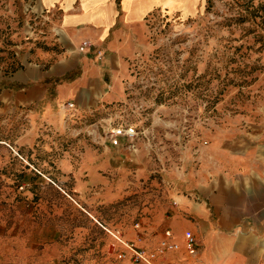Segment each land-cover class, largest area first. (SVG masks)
Here are the masks:
<instances>
[{
	"label": "rangeland",
	"instance_id": "1",
	"mask_svg": "<svg viewBox=\"0 0 264 264\" xmlns=\"http://www.w3.org/2000/svg\"><path fill=\"white\" fill-rule=\"evenodd\" d=\"M5 3L0 0V76L15 61L12 46L19 43L22 25L16 1L8 7ZM124 84V99L107 109L98 137L128 156L141 148L151 155L155 146L161 152L169 144L178 159L174 146L190 136L244 125L246 117L258 113L264 116V0H201L189 16L159 13L150 25L149 48L130 61ZM3 118L0 264H147L130 258L113 236L116 231L141 246L154 263L174 264L169 252L157 251L162 230L156 224L164 217L157 208L167 202L162 180L165 170L172 169L168 159L162 162L163 152L152 156L158 166L146 167L138 184L124 185L128 193L123 196L95 194L104 190L101 182L80 194L85 185L75 181L77 168L62 167L60 161L74 163L78 156L69 146L77 138L99 141L40 134L31 144L20 134L19 120L10 129ZM120 125L131 126L136 136L113 140L111 129ZM231 232L218 236L227 238ZM191 233L195 252L202 250L207 232Z\"/></svg>",
	"mask_w": 264,
	"mask_h": 264
},
{
	"label": "crops",
	"instance_id": "2",
	"mask_svg": "<svg viewBox=\"0 0 264 264\" xmlns=\"http://www.w3.org/2000/svg\"><path fill=\"white\" fill-rule=\"evenodd\" d=\"M14 1L22 25L19 43L12 46L15 61L0 76L1 121L10 129L20 121V134L31 144L40 134L99 141L77 138L69 146L78 156L74 163L60 161L62 167L77 168L75 181L85 185L80 194L101 182L104 190L95 194L123 196L124 185L138 184L146 167L158 166L152 156L163 152L162 162L168 159L172 168L165 170L163 194L173 204L163 201L157 208L164 217L156 227L162 230L158 240L168 228L178 244L167 251L173 263L264 264L262 114L246 117L244 125L190 136L174 146L178 159L169 144L161 152L155 146L151 155L141 148L128 156L98 137L107 109L124 99L130 61L149 48L156 16L192 15L201 0H6L5 6ZM83 41L88 45L80 49ZM128 167L137 171L129 174ZM224 230L232 231L227 238L218 236ZM186 231L207 232L202 250L187 253Z\"/></svg>",
	"mask_w": 264,
	"mask_h": 264
},
{
	"label": "built area",
	"instance_id": "3",
	"mask_svg": "<svg viewBox=\"0 0 264 264\" xmlns=\"http://www.w3.org/2000/svg\"><path fill=\"white\" fill-rule=\"evenodd\" d=\"M87 45H88V42L83 41L80 44L79 48L83 49ZM64 105L69 108H72L74 104L71 101H66ZM136 134H137L136 131L131 126L120 125L116 128L111 129V135L113 136V140H115L116 137L120 135L126 136L127 138L132 140L136 136ZM113 236L125 246V248L127 249L129 253L130 258L134 261L145 262L147 264H171L170 262L165 261V260H161L158 263H154L152 256L150 254H147L146 251L141 246L134 244L130 240L121 239V233L119 231H116L115 233H113ZM184 237H185V249L187 253H194L195 244H196L195 236L190 231H186L184 233ZM177 248H178V244L171 239L170 229L168 228L165 229L164 235L159 240L158 245H157L158 254L162 252H167L170 250H175ZM122 255L123 253L120 252L119 256H122Z\"/></svg>",
	"mask_w": 264,
	"mask_h": 264
}]
</instances>
